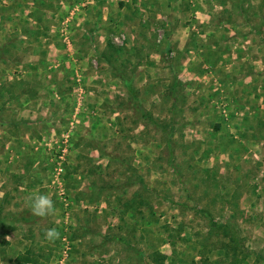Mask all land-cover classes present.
<instances>
[{
    "label": "rangeland",
    "instance_id": "obj_1",
    "mask_svg": "<svg viewBox=\"0 0 264 264\" xmlns=\"http://www.w3.org/2000/svg\"><path fill=\"white\" fill-rule=\"evenodd\" d=\"M0 264H264V0H0Z\"/></svg>",
    "mask_w": 264,
    "mask_h": 264
},
{
    "label": "clouds",
    "instance_id": "obj_2",
    "mask_svg": "<svg viewBox=\"0 0 264 264\" xmlns=\"http://www.w3.org/2000/svg\"><path fill=\"white\" fill-rule=\"evenodd\" d=\"M31 210L33 215L37 217H45L53 214L55 207L50 195L35 192L29 197ZM59 232L55 228H50L45 233L47 240L53 241L59 238Z\"/></svg>",
    "mask_w": 264,
    "mask_h": 264
},
{
    "label": "trees",
    "instance_id": "obj_3",
    "mask_svg": "<svg viewBox=\"0 0 264 264\" xmlns=\"http://www.w3.org/2000/svg\"><path fill=\"white\" fill-rule=\"evenodd\" d=\"M122 81H123V84L125 85V87L127 88L128 92L132 96V98H134V101L139 102V100L137 99L136 91L132 87V83L127 79H123ZM213 227H217V225L213 224ZM159 260L164 262L165 260H167V258L161 256V258H159ZM26 262L32 263V259L27 260Z\"/></svg>",
    "mask_w": 264,
    "mask_h": 264
}]
</instances>
